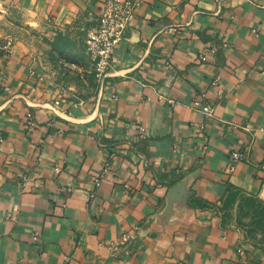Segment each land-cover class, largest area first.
I'll use <instances>...</instances> for the list:
<instances>
[{
	"label": "crops",
	"instance_id": "0c3cea01",
	"mask_svg": "<svg viewBox=\"0 0 264 264\" xmlns=\"http://www.w3.org/2000/svg\"><path fill=\"white\" fill-rule=\"evenodd\" d=\"M100 4L0 0V264H264L238 223L264 208V0H139L103 89L55 107L26 32L83 50Z\"/></svg>",
	"mask_w": 264,
	"mask_h": 264
},
{
	"label": "built area",
	"instance_id": "2783aa9c",
	"mask_svg": "<svg viewBox=\"0 0 264 264\" xmlns=\"http://www.w3.org/2000/svg\"><path fill=\"white\" fill-rule=\"evenodd\" d=\"M138 4L139 0H101L96 19L88 29L85 38V50L92 62L99 89H103L108 74L112 70L113 58L120 49L121 44L126 40L128 29L136 17ZM14 50L13 42L0 37V53L10 56ZM201 59L204 61L206 57L202 56ZM217 85L218 79L214 78L211 81V86L215 87ZM4 89L9 90L7 86ZM66 93L67 90L65 88L58 90V97L54 100L55 107L60 105L61 99L65 97ZM78 104H82V101L78 100ZM215 104L216 99L208 100L205 93L198 95L191 103L192 107L200 111L207 119L214 116ZM52 110L55 111V109ZM26 123L30 128L35 126L31 113L28 114ZM229 128L233 130L234 126H229ZM59 132L61 133L62 130L60 129ZM3 142L4 137L0 135V149ZM230 159L232 164L229 169L233 172L236 163L245 161L247 154L245 150L234 149L230 152ZM54 172L56 175L62 172L60 164L57 163L54 166ZM23 179L24 181L26 180L25 178ZM101 183V179H95L93 183L95 189L100 187ZM89 197H96V191H92ZM33 240H38V233L34 234ZM236 253L238 256L243 257L245 251L242 248H238Z\"/></svg>",
	"mask_w": 264,
	"mask_h": 264
},
{
	"label": "rangeland",
	"instance_id": "374dc122",
	"mask_svg": "<svg viewBox=\"0 0 264 264\" xmlns=\"http://www.w3.org/2000/svg\"><path fill=\"white\" fill-rule=\"evenodd\" d=\"M26 35L27 50L36 58L39 71L48 76V80L80 98H86L94 91L93 65L85 48L80 50L83 47L79 48L78 40L64 48L60 46L62 39L52 38L45 32H26ZM254 209L253 212L245 209L238 222L247 243L264 242V208L255 204Z\"/></svg>",
	"mask_w": 264,
	"mask_h": 264
},
{
	"label": "trees",
	"instance_id": "16d2710c",
	"mask_svg": "<svg viewBox=\"0 0 264 264\" xmlns=\"http://www.w3.org/2000/svg\"><path fill=\"white\" fill-rule=\"evenodd\" d=\"M190 202H191V204L194 205V206L199 205V204H198L199 202H198L196 199H194V198H191Z\"/></svg>",
	"mask_w": 264,
	"mask_h": 264
}]
</instances>
